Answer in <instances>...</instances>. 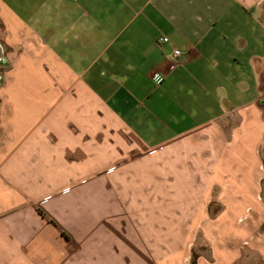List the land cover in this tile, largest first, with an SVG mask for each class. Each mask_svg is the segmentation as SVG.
<instances>
[{
	"label": "crops",
	"instance_id": "crops-1",
	"mask_svg": "<svg viewBox=\"0 0 264 264\" xmlns=\"http://www.w3.org/2000/svg\"><path fill=\"white\" fill-rule=\"evenodd\" d=\"M263 11L0 0V264H264Z\"/></svg>",
	"mask_w": 264,
	"mask_h": 264
},
{
	"label": "rangeland",
	"instance_id": "rangeland-1",
	"mask_svg": "<svg viewBox=\"0 0 264 264\" xmlns=\"http://www.w3.org/2000/svg\"><path fill=\"white\" fill-rule=\"evenodd\" d=\"M263 14H264V11H263ZM2 28V24L0 22V29ZM2 53L5 54L4 52V47H2ZM5 57V55H4ZM7 68V63H5V61H2L0 62V86L3 84V79H4V72H5V69ZM263 97H264V85H263ZM264 105V103H263ZM163 154V153H162ZM141 156L143 157V154H141ZM149 168V165L148 164H145V165H142V169L143 171H146L148 170ZM264 185V182L262 183ZM153 188V187H152ZM151 188H149L150 190ZM159 195V194H158ZM158 198H160V196H157ZM263 198V196H262ZM150 199H154V195L150 196ZM216 203V202H215ZM214 204V203H213ZM196 248L198 247V245L195 246Z\"/></svg>",
	"mask_w": 264,
	"mask_h": 264
},
{
	"label": "built area",
	"instance_id": "built-area-1",
	"mask_svg": "<svg viewBox=\"0 0 264 264\" xmlns=\"http://www.w3.org/2000/svg\"><path fill=\"white\" fill-rule=\"evenodd\" d=\"M169 38L167 36H162L159 38V44L162 45L165 42H168ZM168 58L173 63L181 62L182 60V51L181 49L174 47L171 52L168 54Z\"/></svg>",
	"mask_w": 264,
	"mask_h": 264
},
{
	"label": "trees",
	"instance_id": "trees-1",
	"mask_svg": "<svg viewBox=\"0 0 264 264\" xmlns=\"http://www.w3.org/2000/svg\"><path fill=\"white\" fill-rule=\"evenodd\" d=\"M196 257H197V254L193 251L192 258H191V264H196Z\"/></svg>",
	"mask_w": 264,
	"mask_h": 264
},
{
	"label": "bare ground",
	"instance_id": "bare-ground-1",
	"mask_svg": "<svg viewBox=\"0 0 264 264\" xmlns=\"http://www.w3.org/2000/svg\"><path fill=\"white\" fill-rule=\"evenodd\" d=\"M4 54L2 53V48L0 46V62L4 61Z\"/></svg>",
	"mask_w": 264,
	"mask_h": 264
}]
</instances>
